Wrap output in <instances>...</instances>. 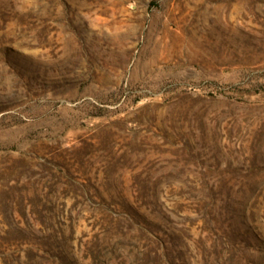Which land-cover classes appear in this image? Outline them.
I'll use <instances>...</instances> for the list:
<instances>
[{"label": "rangeland", "instance_id": "1", "mask_svg": "<svg viewBox=\"0 0 264 264\" xmlns=\"http://www.w3.org/2000/svg\"><path fill=\"white\" fill-rule=\"evenodd\" d=\"M0 264H264V0H0Z\"/></svg>", "mask_w": 264, "mask_h": 264}]
</instances>
